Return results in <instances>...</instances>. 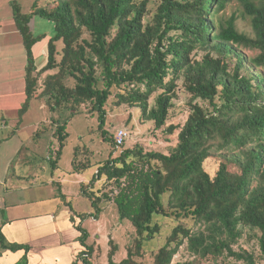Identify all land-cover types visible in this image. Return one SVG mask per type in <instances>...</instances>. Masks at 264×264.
<instances>
[{
    "label": "trees",
    "instance_id": "1",
    "mask_svg": "<svg viewBox=\"0 0 264 264\" xmlns=\"http://www.w3.org/2000/svg\"><path fill=\"white\" fill-rule=\"evenodd\" d=\"M230 1L161 0L150 20V0H53L45 7L34 5L30 14H22L20 6L12 4L26 52L21 113L38 98L45 99L51 112L64 110L70 117L89 104V112L97 114L103 143L115 150L127 142L118 146L115 133L105 130L114 90H118L116 106L140 109L142 119L153 122L156 129L165 125L180 82L191 98L178 143L167 154L134 147L115 157L110 153L102 162L83 163L75 148L71 174L83 175L94 168L88 183L80 185L92 211L77 212L59 190V199L80 234L83 250L75 264H93L94 244H88L90 234L82 223L98 221L103 206L110 203L116 206L119 220L132 225L135 239L119 263L113 260L112 248L107 264H140L144 243L162 229L154 223L158 216L178 225L153 254L154 264H172L183 245L205 261L232 258L257 264L252 253L233 249L243 228L259 233L264 261V0H238L243 15L250 18L253 36L237 30L234 15L218 16ZM33 16L52 22L55 33L39 72L33 47L46 36H33ZM58 42L63 44L60 59ZM196 50L203 52L199 59L192 57ZM52 70L57 72L41 78ZM55 124L58 148H52L49 161L53 170L67 139L66 122ZM220 145L226 151L216 148ZM212 158L218 160L213 175L203 167ZM189 218L196 230L183 222ZM0 247L24 250L17 264H28V246L10 244L0 232Z\"/></svg>",
    "mask_w": 264,
    "mask_h": 264
},
{
    "label": "rangeland",
    "instance_id": "2",
    "mask_svg": "<svg viewBox=\"0 0 264 264\" xmlns=\"http://www.w3.org/2000/svg\"><path fill=\"white\" fill-rule=\"evenodd\" d=\"M51 1L53 0H0V72L7 70L9 75L15 77L16 80L21 79L22 85L24 84L26 52L19 34L13 33L16 28L12 15V4L19 5L22 14H30L34 5L41 8L47 6ZM160 1L161 0H150L149 7L147 8V20H150L155 14L156 7ZM232 15L236 18L237 30L253 36L250 18L243 15V9L238 0H231L226 5L225 9L218 14V16L223 19H228ZM30 27L33 36H46L33 47L35 66L37 72H39L46 64V57L41 56L40 52L42 48L46 50L49 38L54 36V24L39 16H33ZM57 46L59 50L57 59H60L61 50L63 48L62 42H58ZM202 54L203 52L196 50L192 54V57L199 59ZM56 72L57 70L49 71L46 74H43L41 78H44V76L48 74H55ZM6 81L10 83L11 78H7ZM42 82L43 79L41 80V83ZM117 91L118 90H114V94ZM114 94L110 98L106 108L107 117L105 130H107L109 134L114 135L116 130L125 128L130 133L127 144L122 149L115 150L112 149L110 144L103 143L100 132L98 131L99 122L97 114L89 112V104L82 107L81 114L70 117L64 110H58L56 113L51 112L47 107L45 99H33L31 102L32 116L30 117L29 115V118L33 119L35 127L38 124L37 129L38 131L40 130L38 133L39 138L36 137L35 133L33 147L35 153V166H37L35 167L36 170H50V163L45 159L48 154V147L52 146V148H58L57 140L52 137V132H54L56 128L55 126L50 125V122L58 121L60 125H63L66 122L65 132L67 134V139L65 147L62 150L58 167L60 176L69 181L68 184L63 186V191L68 194L67 199L72 201V205L77 212H89L92 211V208L90 202L80 194L81 184L75 185L74 183L78 177L71 174V162L75 148L78 147V160L83 163L87 159H90L93 163L102 162L109 158L110 153L115 157L123 149H131L134 147H141L146 151L167 154L177 145L178 132L190 114L189 102L191 98L183 89L181 82L179 83L177 97L173 100V106L169 111L166 123L160 129H156L153 122L144 121L140 109L131 108L127 105L116 106ZM196 102L203 105L205 109H210L207 103L199 100ZM152 103L153 97L150 99V104ZM172 126L176 129L172 133H168V129ZM51 129L53 131H51ZM216 148L221 149V151H226V147H221V145L216 146ZM203 167L208 173L213 175L218 167V160L213 158L207 159L204 162ZM93 173L94 168H91L83 175L79 176L86 180V182L82 184H87L88 179L91 178ZM42 175L45 176L44 174ZM47 186L48 192L50 190L55 192L51 195L50 199L53 198L56 202L61 201L57 197L59 194L58 186L52 184ZM100 186L101 185L99 184L98 187ZM103 208L104 210L101 213L100 221L96 222L91 219L82 223L83 227L92 234V237L88 239V243L94 244L95 252L92 256L93 264H107L108 254L113 249L116 250L113 260L114 262L119 263L126 258L128 249L134 243L135 230L129 222L119 220L117 208L113 203L107 204L103 206ZM183 222L187 223L194 230L197 229V226H194V221L192 219L189 218ZM154 223L159 224L162 229L153 240L144 243V254L143 257L139 259L140 264H154L153 254L165 244L166 238L170 235L172 229L178 225L173 219L159 216L154 218ZM242 232L241 238L236 244H234L233 249L236 252L247 251L252 253L257 264H264L258 244L259 233L256 231H250L248 228H243ZM187 263L244 264L232 258H221L217 261H205V259H199L192 255L187 250L186 246L183 245L173 257L172 264Z\"/></svg>",
    "mask_w": 264,
    "mask_h": 264
},
{
    "label": "crops",
    "instance_id": "3",
    "mask_svg": "<svg viewBox=\"0 0 264 264\" xmlns=\"http://www.w3.org/2000/svg\"><path fill=\"white\" fill-rule=\"evenodd\" d=\"M40 55L46 56L44 48ZM7 78H11L10 83ZM0 85V232L8 243L29 247L28 264H75L83 250L78 242L80 234L70 219L69 210L61 201L50 199L55 192H48L47 188L49 184L57 185L67 197L63 186L69 181L60 176L59 167L35 169L34 138L35 133L39 138L40 130L29 118L32 101L28 110L21 113L25 102V74L22 85L21 79L16 80L7 70L1 71ZM50 123L56 127L55 121ZM51 150L54 151L49 146L45 157L48 162L54 155ZM72 175L78 177L75 185L86 182L81 175ZM24 255V250L11 252L0 247V264H17Z\"/></svg>",
    "mask_w": 264,
    "mask_h": 264
},
{
    "label": "built area",
    "instance_id": "4",
    "mask_svg": "<svg viewBox=\"0 0 264 264\" xmlns=\"http://www.w3.org/2000/svg\"><path fill=\"white\" fill-rule=\"evenodd\" d=\"M129 137H130L129 131L125 128H120L116 130L114 139L118 146H122L124 143L127 142Z\"/></svg>",
    "mask_w": 264,
    "mask_h": 264
}]
</instances>
